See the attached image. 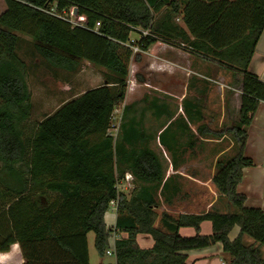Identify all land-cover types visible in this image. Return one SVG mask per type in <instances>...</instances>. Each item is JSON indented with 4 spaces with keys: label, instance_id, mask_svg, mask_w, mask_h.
<instances>
[{
    "label": "trees",
    "instance_id": "obj_1",
    "mask_svg": "<svg viewBox=\"0 0 264 264\" xmlns=\"http://www.w3.org/2000/svg\"><path fill=\"white\" fill-rule=\"evenodd\" d=\"M4 2L0 13V254L15 257L13 264H89L87 234H94V248L103 257L111 231L104 215L115 202L114 229L127 233L114 242L116 264H190L186 251L216 243L222 245L223 264H264V210L246 206L245 195L237 192L243 168L253 165L244 154L247 127L264 101V81L249 70L264 29V0ZM70 9H75L81 23L74 24L63 14ZM131 33L139 37L132 40ZM19 34L29 37L38 55L52 67L75 71L86 60L103 67L114 81L106 78L42 120L31 121L29 68L18 52ZM158 41L241 75L238 121L230 129L237 148L232 156L216 160L212 176L217 192L233 211L211 208L177 216L163 211L161 226H156L158 190L161 187L160 196L167 203L169 179L163 181V164L146 144L152 136L136 116H128L133 104L123 106L116 135L108 132L114 107L124 96L133 47L145 52ZM152 107L157 115L166 113V106L156 99ZM170 130L167 126L158 136L168 150L164 137ZM197 132H205V127L200 125ZM128 171L134 187L126 196L117 183ZM203 221L211 222L210 234L200 233ZM235 226L239 234L231 240L228 234ZM181 227H192L196 233L181 236ZM139 233L152 236L151 248L138 246ZM244 236L252 243L246 244Z\"/></svg>",
    "mask_w": 264,
    "mask_h": 264
},
{
    "label": "rangeland",
    "instance_id": "obj_2",
    "mask_svg": "<svg viewBox=\"0 0 264 264\" xmlns=\"http://www.w3.org/2000/svg\"><path fill=\"white\" fill-rule=\"evenodd\" d=\"M1 8L4 7L0 0V10ZM68 17L75 24L82 22L73 17L72 12H68ZM177 21L179 20L177 19ZM19 35L22 38L18 52L29 68L28 84L32 93L31 121L42 120L45 116L52 114L63 102L78 96L87 89L105 83L106 78L109 81H114L103 67L94 66L86 60H81L75 71L52 67L38 55L29 37ZM138 37L139 35L136 33L130 34L132 40H136ZM158 46L170 51L169 48H164L162 42L159 41L152 44L146 52L133 50L129 62V73L125 77L124 96L118 106L122 108L133 104L128 116H136L142 122L144 130L152 136V140L146 144L158 154L164 167L170 153L160 143L159 134L167 126L174 128L178 122L186 123V102L189 101L196 105L201 110L203 120L198 123L190 122L191 128L187 126L185 130H181L178 133L179 143L184 145L185 142L192 141L193 157L198 156L205 159V167L212 171L215 169V160L232 156L237 148L233 133L230 131L238 121V115L230 109L232 105L230 103L231 92L238 90L235 79L223 84L221 79L215 75L219 68L215 62L179 47L175 48L185 53L175 52L177 53V65L173 69V76H168L166 72L155 71L153 69V54ZM137 54L138 58L135 57ZM190 62L192 71L188 70ZM196 72L202 73L204 77L196 76ZM113 88L117 91L119 85L115 84ZM154 99L157 104L166 106V113L161 116L156 115L154 107H152ZM200 125L205 126V132H197ZM194 169L198 171L199 168L197 166ZM120 191L124 192L126 196H129L131 192L124 188ZM157 200L159 206L155 210L159 217L161 214L159 207L163 198L157 195ZM224 209L234 210L230 207H224ZM251 241L250 237L244 238L246 244ZM88 245L90 264H99L100 257L94 248L92 232L88 234ZM105 258L106 260L110 259L109 257Z\"/></svg>",
    "mask_w": 264,
    "mask_h": 264
},
{
    "label": "crops",
    "instance_id": "obj_3",
    "mask_svg": "<svg viewBox=\"0 0 264 264\" xmlns=\"http://www.w3.org/2000/svg\"><path fill=\"white\" fill-rule=\"evenodd\" d=\"M1 1L4 8H1L0 13L5 9V2L4 0ZM162 46H164V48H169L170 51H167V49H161V47L158 46L153 54V69L158 72H166L168 76H173V69L177 65V53L175 52L177 51L179 54L185 52L175 48V46L165 43H162ZM220 68L221 67L218 68L215 75L221 79L223 84H227L229 80L235 79V85L238 90L236 92H231L232 97L230 103H232V105L230 109L238 115L241 100V75L233 73L230 70ZM188 70L192 71L191 62L188 66ZM249 70L264 81V29L251 57ZM195 74L200 78L204 77L202 73L196 72ZM192 80L195 81V79ZM185 113L187 115V118L185 119L186 123H176L175 127L171 128L169 133L164 137V140L167 141L170 147V156L164 165L165 175L163 180L165 181L169 179L168 186L165 191V195H167L169 199L167 203L161 200L159 208L161 209V212L165 211L171 216H177L184 213H201L211 208H215L221 212H226L227 210H225L224 207L228 208L227 201L225 197L221 196L217 192L214 184L212 183V176L215 169L209 171L204 165L206 162L205 159L198 156L196 158L193 157L191 151L192 141L185 142L184 145L179 143L178 133L181 130H185L187 126L191 128L190 122L198 123V121L201 122L203 120L201 110L189 101L185 103ZM189 115L192 118H190ZM157 116L161 115L158 114ZM244 154L253 160V165L243 168L242 179L237 185V192L245 195L246 206L259 207L264 210V101L259 102L258 107L253 114L251 123L247 127V143ZM215 162L216 160L214 161V166ZM197 166L199 168L198 171L194 169V167ZM160 189L158 190L159 197H161ZM110 207L111 210L108 209L104 215V221L106 226L111 229L108 244L109 249L112 252L115 240L117 238L126 237L127 233L114 229L116 220V205L110 204ZM159 219L160 215L155 222L156 226H161ZM239 230L238 226L233 227L228 234L229 239L233 240L236 238L239 234ZM211 231L212 226L210 221H203L200 224V233L210 234ZM178 232L181 236L185 237L193 236L196 233L195 229L192 227H181ZM245 237L246 236L243 237V240ZM136 243L140 248L148 249L153 246L154 240L149 234L139 233L136 235ZM250 243H252V241ZM262 249L264 250V247ZM185 254L188 257V263L190 264H223L221 243H216L215 245L202 249L189 250L186 251ZM0 256L2 257L0 261H7L8 264H13L12 262L15 259V257H13V260L10 257L6 258V255L4 254H0ZM105 257H109L110 259L106 260ZM20 262L22 261L20 260ZM101 262L103 264H116L114 254L106 253L103 257L99 258L98 263Z\"/></svg>",
    "mask_w": 264,
    "mask_h": 264
},
{
    "label": "built area",
    "instance_id": "obj_4",
    "mask_svg": "<svg viewBox=\"0 0 264 264\" xmlns=\"http://www.w3.org/2000/svg\"><path fill=\"white\" fill-rule=\"evenodd\" d=\"M69 12H72L73 13V17H75L74 16V9H70ZM63 14L65 16L68 15L65 11H64ZM67 19L70 22H72L69 17H67ZM72 23H74V22H72ZM133 50L134 51H138V48L137 47H133ZM122 109H123V107L121 108L118 105H116L114 107V110H113V113H112V119H111V126H110V128L108 130V132L110 134H112L113 136H115L117 131H118V127H119V124H120V121H121V116H122ZM114 131H115V133H113ZM133 179L134 178H133V175L131 173H129V172L125 173L124 177L121 180H119V182L117 183V188L119 190H122V188H124L125 190H128V189L131 190L134 187ZM111 205H116V204H115V202H111ZM106 253L107 254H111L112 252H111L110 249H108L106 251Z\"/></svg>",
    "mask_w": 264,
    "mask_h": 264
},
{
    "label": "water",
    "instance_id": "obj_5",
    "mask_svg": "<svg viewBox=\"0 0 264 264\" xmlns=\"http://www.w3.org/2000/svg\"><path fill=\"white\" fill-rule=\"evenodd\" d=\"M74 12H75V9H74Z\"/></svg>",
    "mask_w": 264,
    "mask_h": 264
}]
</instances>
